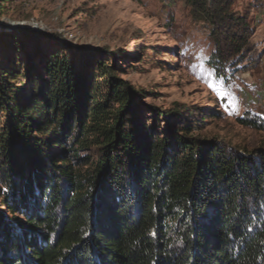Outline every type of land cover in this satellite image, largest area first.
<instances>
[{"label": "trees", "instance_id": "1", "mask_svg": "<svg viewBox=\"0 0 264 264\" xmlns=\"http://www.w3.org/2000/svg\"><path fill=\"white\" fill-rule=\"evenodd\" d=\"M184 2L211 24L214 70L240 63L250 17L233 0ZM98 66L106 77L87 85L53 55L21 87L0 68V264H264V146L194 136L199 108L144 121L130 85Z\"/></svg>", "mask_w": 264, "mask_h": 264}, {"label": "rangeland", "instance_id": "2", "mask_svg": "<svg viewBox=\"0 0 264 264\" xmlns=\"http://www.w3.org/2000/svg\"><path fill=\"white\" fill-rule=\"evenodd\" d=\"M233 1L234 12L250 17L252 33L243 60L222 74L210 62L211 24L192 16L184 0H0V68L16 67L18 86L29 70L26 82L33 84L47 77L44 66L56 55L91 85L106 77L98 66L103 62L130 85L142 120L154 118L152 109L199 108L206 117L194 136L240 152L261 148L264 98L252 94L264 87V0ZM4 118L0 111V128ZM238 118H253L261 128Z\"/></svg>", "mask_w": 264, "mask_h": 264}, {"label": "built area", "instance_id": "3", "mask_svg": "<svg viewBox=\"0 0 264 264\" xmlns=\"http://www.w3.org/2000/svg\"><path fill=\"white\" fill-rule=\"evenodd\" d=\"M252 96L258 101L262 100L264 98V87H260V89L257 92H254Z\"/></svg>", "mask_w": 264, "mask_h": 264}]
</instances>
